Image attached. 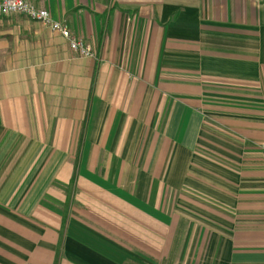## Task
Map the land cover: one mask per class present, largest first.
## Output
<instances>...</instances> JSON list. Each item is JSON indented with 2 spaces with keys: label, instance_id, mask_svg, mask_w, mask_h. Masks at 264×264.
Wrapping results in <instances>:
<instances>
[{
  "label": "crops",
  "instance_id": "crops-1",
  "mask_svg": "<svg viewBox=\"0 0 264 264\" xmlns=\"http://www.w3.org/2000/svg\"><path fill=\"white\" fill-rule=\"evenodd\" d=\"M0 16V264H264V0H28Z\"/></svg>",
  "mask_w": 264,
  "mask_h": 264
},
{
  "label": "built area",
  "instance_id": "built-area-1",
  "mask_svg": "<svg viewBox=\"0 0 264 264\" xmlns=\"http://www.w3.org/2000/svg\"><path fill=\"white\" fill-rule=\"evenodd\" d=\"M8 15H21L28 20L40 22L52 32L59 33L67 41L70 51L77 57H94L91 46L71 35L67 27L62 22L54 20L46 9L38 8L28 0H0V16ZM258 148L264 154V143L259 144Z\"/></svg>",
  "mask_w": 264,
  "mask_h": 264
},
{
  "label": "trees",
  "instance_id": "trees-1",
  "mask_svg": "<svg viewBox=\"0 0 264 264\" xmlns=\"http://www.w3.org/2000/svg\"><path fill=\"white\" fill-rule=\"evenodd\" d=\"M64 223H65V218L62 219V226H61V230H60V234H59V240H58L56 255H55V259H54L53 264L59 263V258L61 255V242H62L63 233H64Z\"/></svg>",
  "mask_w": 264,
  "mask_h": 264
}]
</instances>
